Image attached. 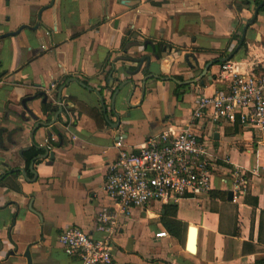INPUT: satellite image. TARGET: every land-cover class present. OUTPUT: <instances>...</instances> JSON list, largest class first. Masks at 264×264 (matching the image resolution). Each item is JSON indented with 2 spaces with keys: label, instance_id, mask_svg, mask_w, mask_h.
Masks as SVG:
<instances>
[{
  "label": "crops",
  "instance_id": "1",
  "mask_svg": "<svg viewBox=\"0 0 264 264\" xmlns=\"http://www.w3.org/2000/svg\"><path fill=\"white\" fill-rule=\"evenodd\" d=\"M263 3L0 0V175L20 173L0 185V264H29V249L32 264H80L59 237L77 228L107 239L97 218L115 207L105 183L119 139L136 152L147 139L188 125L207 144L212 193L133 209L111 239L115 262L264 264V135L239 122L192 123L198 93L226 90L223 63L246 72L264 61ZM146 39L170 48L156 59ZM147 57L149 68L145 62L128 71L125 59ZM46 104L58 113L45 111ZM48 139L54 158H46ZM33 148L45 153L31 165L30 179L24 153ZM236 173L250 179L239 203L230 199ZM173 222L181 225L174 233ZM190 229L197 231L195 252Z\"/></svg>",
  "mask_w": 264,
  "mask_h": 264
},
{
  "label": "built area",
  "instance_id": "2",
  "mask_svg": "<svg viewBox=\"0 0 264 264\" xmlns=\"http://www.w3.org/2000/svg\"><path fill=\"white\" fill-rule=\"evenodd\" d=\"M221 73L228 81L226 90L213 96L198 93L192 123L199 120L239 122L264 135V61L246 72L226 62L221 66ZM53 140L46 141L48 149ZM116 147L118 159L109 167L105 183L107 196L115 207L103 210L97 218V230L106 234L107 239H93L77 228L66 229L59 237L65 253L78 257L80 264H117L111 239L133 209L147 208L152 203L176 206L188 197H206L213 191V161L206 142L192 125L151 137L136 152L124 150L122 138ZM249 190V177L236 173L233 201L239 203ZM165 237L166 232L157 235V238Z\"/></svg>",
  "mask_w": 264,
  "mask_h": 264
},
{
  "label": "trees",
  "instance_id": "3",
  "mask_svg": "<svg viewBox=\"0 0 264 264\" xmlns=\"http://www.w3.org/2000/svg\"><path fill=\"white\" fill-rule=\"evenodd\" d=\"M264 10V9H263ZM130 36H132V33H130ZM129 36V37H130ZM131 38V37H130ZM130 39H126L124 40L123 42V49L125 52H127V46L130 44ZM239 40V38H238ZM144 45L146 46V50H150V47H153L155 49V55L159 58L162 57V55L167 52V50H169L170 46L167 45L166 43L164 42H159V43H151L149 40H145L144 41ZM126 62H131L132 66H129L127 67L128 71L130 73H136L138 68H139V62L137 61H134L132 59H125ZM179 90L182 89V87H177ZM176 95L178 96L179 93L177 92ZM45 111H54L56 113H58V109L57 107L53 106V105H48L46 104L45 105ZM45 151L42 150V149H37V148H33L32 150H30L29 152H26L24 153V157L26 158V162H27V168H26V171L28 173V176L30 179H32L33 177V171L31 170V165L33 163H36L38 161L41 160V157L44 155ZM10 176H16L19 177L20 176V173L14 171L11 173L10 170L6 171L3 175H0V185H4V181L10 177ZM172 227L171 228V232H176L175 230H178L179 227H181V225L176 222V223H171ZM167 227H169V225H167Z\"/></svg>",
  "mask_w": 264,
  "mask_h": 264
},
{
  "label": "water",
  "instance_id": "4",
  "mask_svg": "<svg viewBox=\"0 0 264 264\" xmlns=\"http://www.w3.org/2000/svg\"><path fill=\"white\" fill-rule=\"evenodd\" d=\"M264 4V3H263ZM258 14H259V9L256 11V14H255V18H254V20H252V24L255 22V20H256V18H257V16H258ZM249 27V26H248ZM248 27L245 29V31H244V34H243V37H242V41H241V44H243V42H244V40H245V38H246V34H247V30H248ZM152 50H153V52L155 53V49L154 48H152ZM156 59H159V57H157L156 56ZM147 63L146 64V67L147 68H149V66H150V64H151V58H149V57H147V58H145V59H143V60H141L140 61V65H139V67L141 68L142 67V65L144 64V63ZM209 68V67H208ZM155 77V76H154ZM170 81H172V82H175L176 84H178V85H188V84H197L199 81H193V82H191V83H181L180 81H178L177 79H174V78H171V79H169ZM112 82V81H111ZM202 85H203V83H201ZM112 86V85H111ZM117 93H118V91H117ZM117 93L115 94V96H114V100H115V98H116V95H117ZM47 97H45L44 98V100H43V103H47ZM23 105L24 106H26V102L25 103H23ZM60 111H62L63 110V108L60 106ZM39 126V125H38ZM44 150L46 151V158H48L49 156H50V158H54V155L53 154H50V153H48L47 152V150H49L48 149V147L46 146V148H44ZM22 173L23 174H26L23 170H22ZM230 199L231 200H233V193H231L230 194ZM190 235H191V238H190V246H189V249H190V251L191 252H195V246H196V235H197V231L195 230V229H190ZM26 258L28 259V262H29V264H32V261H31V255H30V249L27 251V253H26Z\"/></svg>",
  "mask_w": 264,
  "mask_h": 264
}]
</instances>
